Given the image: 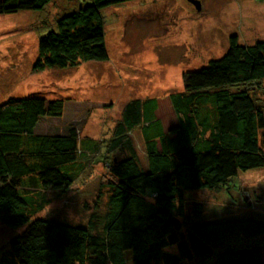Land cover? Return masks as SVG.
<instances>
[{
    "label": "trees",
    "instance_id": "trees-1",
    "mask_svg": "<svg viewBox=\"0 0 264 264\" xmlns=\"http://www.w3.org/2000/svg\"><path fill=\"white\" fill-rule=\"evenodd\" d=\"M52 1L0 0V15L41 11ZM127 1L78 0L40 37L34 70L108 60L102 10ZM229 41L222 57L184 72L185 89L169 94L177 124L166 125L158 98L132 99L104 145L82 141L75 127L38 132L42 119L64 114V99L0 103V222L25 228L0 247V264H182L212 256L216 264H264L263 220L182 219L186 192L219 190L243 178L264 181V112L240 87L264 80V41L243 45L237 35ZM134 131L145 165L133 147ZM102 147L109 202L101 222L97 215L87 225L34 219L52 201L48 191H68L80 175L74 167L89 165ZM243 199L252 205L248 193Z\"/></svg>",
    "mask_w": 264,
    "mask_h": 264
},
{
    "label": "rangeland",
    "instance_id": "rangeland-1",
    "mask_svg": "<svg viewBox=\"0 0 264 264\" xmlns=\"http://www.w3.org/2000/svg\"><path fill=\"white\" fill-rule=\"evenodd\" d=\"M76 2L53 0L41 11L0 15V103L10 97L31 96L66 101L61 117L40 121L39 133L63 134L75 127L82 141L96 140L104 145L113 137L125 104L149 97L160 100V114L167 126H173L177 120L168 96L185 89L184 72L222 57L232 35L243 45L264 41V0H200L201 10L189 0H132L102 10L108 60L36 72L33 66L40 37L55 29L58 17ZM240 87L250 92L264 112V80ZM132 140L145 165L147 156L139 131L133 132ZM101 150L90 155L89 165L85 161L84 168L82 163L74 167L80 175L68 191H48L52 201L33 215L34 219L87 225L97 215L101 222L109 202V190L102 186L109 175L106 150ZM120 155H124L122 151ZM243 193L250 195L251 206L244 202ZM185 198L182 219L186 223L264 221V181L237 179L219 190L186 192ZM24 230L0 222V247ZM260 248L264 259V237ZM170 250L178 252L175 246ZM182 264H216V258L184 260Z\"/></svg>",
    "mask_w": 264,
    "mask_h": 264
},
{
    "label": "water",
    "instance_id": "water-1",
    "mask_svg": "<svg viewBox=\"0 0 264 264\" xmlns=\"http://www.w3.org/2000/svg\"><path fill=\"white\" fill-rule=\"evenodd\" d=\"M191 3H193L198 10H201V2L200 0H189Z\"/></svg>",
    "mask_w": 264,
    "mask_h": 264
}]
</instances>
